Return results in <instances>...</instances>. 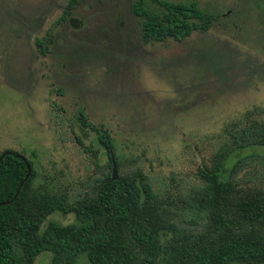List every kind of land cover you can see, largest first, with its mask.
Wrapping results in <instances>:
<instances>
[{"label": "rangeland", "instance_id": "obj_1", "mask_svg": "<svg viewBox=\"0 0 264 264\" xmlns=\"http://www.w3.org/2000/svg\"><path fill=\"white\" fill-rule=\"evenodd\" d=\"M195 1L219 17L208 31L145 43L134 0H77L69 12L70 0H0V154L18 151L37 184L78 197L113 170L93 128L103 124L118 174L142 169L184 217L182 196L205 184L229 131L264 119V0ZM256 150L233 170L237 186L264 188ZM50 262L42 252L35 264Z\"/></svg>", "mask_w": 264, "mask_h": 264}, {"label": "trees", "instance_id": "obj_2", "mask_svg": "<svg viewBox=\"0 0 264 264\" xmlns=\"http://www.w3.org/2000/svg\"><path fill=\"white\" fill-rule=\"evenodd\" d=\"M76 1L70 0L68 12ZM132 10L145 43L182 41L219 19L195 0H134ZM80 116L88 125L82 111ZM93 128L112 156V168L111 133L103 124ZM256 148L264 150V119L250 116L229 131L214 166L204 170L205 184L182 196L184 217L142 169L119 172L117 179L109 172L71 198L37 184L33 162L6 150L0 154V264H35L42 252L51 254L50 264H76L81 254L91 264H264V188L240 187L232 180L243 158L259 155ZM248 149L252 152L243 156ZM233 154L240 158L228 169ZM58 213L74 220L49 219Z\"/></svg>", "mask_w": 264, "mask_h": 264}, {"label": "water", "instance_id": "obj_3", "mask_svg": "<svg viewBox=\"0 0 264 264\" xmlns=\"http://www.w3.org/2000/svg\"><path fill=\"white\" fill-rule=\"evenodd\" d=\"M7 153V152H6ZM4 155V154H3ZM28 170H29V172H28V175L30 174V172H31V167L30 166H28ZM112 173H113V178L114 179H117L118 178V168H117V164H116V161H115V159L113 158V170H112ZM19 191V190H18Z\"/></svg>", "mask_w": 264, "mask_h": 264}, {"label": "flooded vegetation", "instance_id": "obj_4", "mask_svg": "<svg viewBox=\"0 0 264 264\" xmlns=\"http://www.w3.org/2000/svg\"><path fill=\"white\" fill-rule=\"evenodd\" d=\"M194 31H196V30H194ZM194 31H193V32H194Z\"/></svg>", "mask_w": 264, "mask_h": 264}]
</instances>
